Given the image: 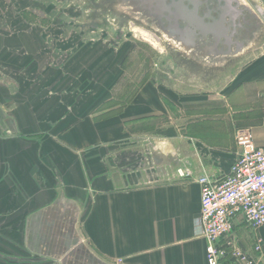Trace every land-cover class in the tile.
Listing matches in <instances>:
<instances>
[{
	"label": "crops",
	"instance_id": "obj_1",
	"mask_svg": "<svg viewBox=\"0 0 264 264\" xmlns=\"http://www.w3.org/2000/svg\"><path fill=\"white\" fill-rule=\"evenodd\" d=\"M178 86L150 77L125 105L109 90L90 109L70 108L64 89L25 105L11 89L5 106L0 92V264H57L51 225L62 226L57 244L69 231L106 262L206 264L197 178L227 173L237 128L264 145V52L217 93Z\"/></svg>",
	"mask_w": 264,
	"mask_h": 264
},
{
	"label": "rangeland",
	"instance_id": "obj_2",
	"mask_svg": "<svg viewBox=\"0 0 264 264\" xmlns=\"http://www.w3.org/2000/svg\"><path fill=\"white\" fill-rule=\"evenodd\" d=\"M262 52L264 0H0L3 106L11 89L24 105L64 89L70 108L87 99L89 109L113 90L122 106L150 77L214 94ZM50 229L57 264H121L97 259L69 231L72 242L59 245L62 226ZM233 236L260 259L264 251L253 249L260 231L242 224Z\"/></svg>",
	"mask_w": 264,
	"mask_h": 264
},
{
	"label": "built area",
	"instance_id": "obj_3",
	"mask_svg": "<svg viewBox=\"0 0 264 264\" xmlns=\"http://www.w3.org/2000/svg\"><path fill=\"white\" fill-rule=\"evenodd\" d=\"M234 140L237 153L227 173L219 179L205 174L197 178L200 208L194 227L205 241L206 264L259 263L233 233L238 223L264 230V145L254 142L250 128H237ZM178 174L190 173L179 170ZM253 249L263 252L261 237H256Z\"/></svg>",
	"mask_w": 264,
	"mask_h": 264
}]
</instances>
